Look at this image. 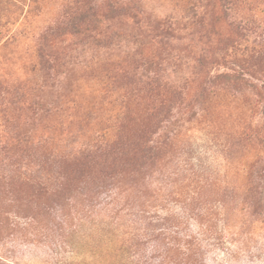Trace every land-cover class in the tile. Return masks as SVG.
Returning <instances> with one entry per match:
<instances>
[{
    "label": "rangeland",
    "instance_id": "rangeland-1",
    "mask_svg": "<svg viewBox=\"0 0 264 264\" xmlns=\"http://www.w3.org/2000/svg\"><path fill=\"white\" fill-rule=\"evenodd\" d=\"M227 12L234 56L212 0H0V264H264V0Z\"/></svg>",
    "mask_w": 264,
    "mask_h": 264
},
{
    "label": "trees",
    "instance_id": "trees-1",
    "mask_svg": "<svg viewBox=\"0 0 264 264\" xmlns=\"http://www.w3.org/2000/svg\"><path fill=\"white\" fill-rule=\"evenodd\" d=\"M227 2L228 0H212V13H213L212 17L214 20H216V23L218 24V26L213 27V31L211 33L213 36H215L217 44L222 43L223 45L222 49L225 50V53H226V50L228 53V48H230L231 53H228V54L229 56H234V54L236 53V49L239 48L238 45L241 44L239 42H242L241 40L247 37L248 32H247L246 25H244L241 21L238 22L235 19H232L228 16ZM73 13L75 16L72 15L71 19L68 20L69 21L68 25L71 29H76L79 26H81L83 23L90 21V19L88 18H90L89 16L92 15L89 12L85 10H80V9L74 11ZM225 16L227 17L225 18ZM212 79L214 82H217V85H219V87L217 88H219L223 92L229 91V90L232 91V93L239 92L242 86L245 84L243 82L244 79L241 77L240 71L237 69H235L233 72L224 71V72L217 73L216 75L213 76ZM155 80H158V78ZM158 87L159 85L156 84L155 88H158ZM262 93L264 96V88H263ZM262 99L264 100V97H262ZM148 151L149 153H153L155 155L158 152V148L151 147V148H148ZM260 176L261 178H264V175H260ZM260 194L263 197L261 202H262V205L264 206V179L261 185ZM205 211L206 209L204 208L202 216L206 214ZM207 232H208V225H206L204 221H200L199 228H198V234H205ZM196 239H197V236H196Z\"/></svg>",
    "mask_w": 264,
    "mask_h": 264
}]
</instances>
